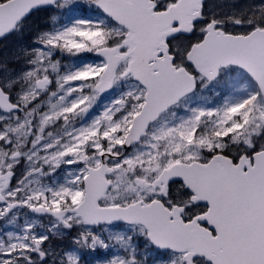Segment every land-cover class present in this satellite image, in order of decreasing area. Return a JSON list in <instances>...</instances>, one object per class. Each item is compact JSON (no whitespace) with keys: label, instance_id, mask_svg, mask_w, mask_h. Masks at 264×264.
<instances>
[{"label":"snow or ice","instance_id":"obj_1","mask_svg":"<svg viewBox=\"0 0 264 264\" xmlns=\"http://www.w3.org/2000/svg\"><path fill=\"white\" fill-rule=\"evenodd\" d=\"M264 264V0H0V264Z\"/></svg>","mask_w":264,"mask_h":264},{"label":"rangeland","instance_id":"obj_2","mask_svg":"<svg viewBox=\"0 0 264 264\" xmlns=\"http://www.w3.org/2000/svg\"><path fill=\"white\" fill-rule=\"evenodd\" d=\"M88 264H95V258L89 257L88 258Z\"/></svg>","mask_w":264,"mask_h":264}]
</instances>
